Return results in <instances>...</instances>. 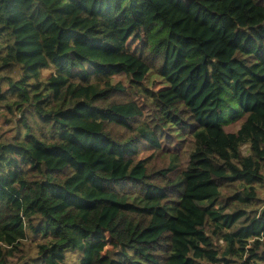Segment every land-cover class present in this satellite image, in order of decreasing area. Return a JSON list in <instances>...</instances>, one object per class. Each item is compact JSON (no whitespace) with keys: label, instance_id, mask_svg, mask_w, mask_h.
<instances>
[{"label":"trees","instance_id":"16d2710c","mask_svg":"<svg viewBox=\"0 0 264 264\" xmlns=\"http://www.w3.org/2000/svg\"><path fill=\"white\" fill-rule=\"evenodd\" d=\"M69 251L264 264V0H0V264Z\"/></svg>","mask_w":264,"mask_h":264},{"label":"rangeland","instance_id":"374dc122","mask_svg":"<svg viewBox=\"0 0 264 264\" xmlns=\"http://www.w3.org/2000/svg\"><path fill=\"white\" fill-rule=\"evenodd\" d=\"M48 69H44L42 71V74L45 76L47 73H48ZM233 104L232 102H228V103H225V104ZM235 109V107H231L229 108V106L227 107H224V111L222 112L223 115V119H222V125L225 129L227 130H232L233 128H235V123H233V121L230 120V114L232 113V111ZM4 123V122H3ZM184 145H186V142L183 143ZM186 146H183V148L180 149V154H181V157L182 159L186 160V157H187V150H186ZM77 256V254L75 252H67L66 253V256H65V259H64V264H74V259L75 257Z\"/></svg>","mask_w":264,"mask_h":264}]
</instances>
